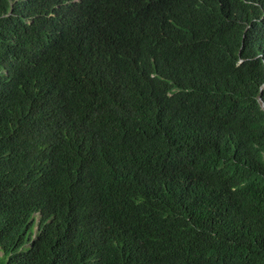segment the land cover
Segmentation results:
<instances>
[{
  "label": "trees",
  "instance_id": "1",
  "mask_svg": "<svg viewBox=\"0 0 264 264\" xmlns=\"http://www.w3.org/2000/svg\"><path fill=\"white\" fill-rule=\"evenodd\" d=\"M0 264H264V0H0Z\"/></svg>",
  "mask_w": 264,
  "mask_h": 264
},
{
  "label": "rangeland",
  "instance_id": "2",
  "mask_svg": "<svg viewBox=\"0 0 264 264\" xmlns=\"http://www.w3.org/2000/svg\"><path fill=\"white\" fill-rule=\"evenodd\" d=\"M38 217H39L38 215H34V218L36 219V222L38 221ZM36 229H37V227L35 225L33 231L36 232Z\"/></svg>",
  "mask_w": 264,
  "mask_h": 264
},
{
  "label": "clouds",
  "instance_id": "3",
  "mask_svg": "<svg viewBox=\"0 0 264 264\" xmlns=\"http://www.w3.org/2000/svg\"><path fill=\"white\" fill-rule=\"evenodd\" d=\"M36 215H38V214H36ZM33 218H34V216H33ZM35 219V218H34ZM35 222H36V219H35ZM36 225V224H35ZM37 227V226H36ZM34 229V228H33Z\"/></svg>",
  "mask_w": 264,
  "mask_h": 264
}]
</instances>
